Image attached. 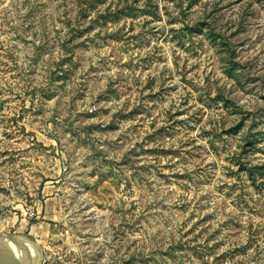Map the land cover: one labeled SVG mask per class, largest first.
I'll use <instances>...</instances> for the list:
<instances>
[{
    "label": "rangeland",
    "instance_id": "obj_1",
    "mask_svg": "<svg viewBox=\"0 0 264 264\" xmlns=\"http://www.w3.org/2000/svg\"><path fill=\"white\" fill-rule=\"evenodd\" d=\"M5 237L36 264H264V0H0L23 264Z\"/></svg>",
    "mask_w": 264,
    "mask_h": 264
},
{
    "label": "bare ground",
    "instance_id": "obj_2",
    "mask_svg": "<svg viewBox=\"0 0 264 264\" xmlns=\"http://www.w3.org/2000/svg\"><path fill=\"white\" fill-rule=\"evenodd\" d=\"M4 241H5V244L10 243V246H13L14 248V251L15 249L18 250L20 252H17V255L20 259H22V261L25 263V264H30V263H27L29 261H27L21 254H23L25 257H27L32 264H36L37 260H36V254H35V251H34V247L33 245L29 242V241H24L23 239L22 240H19L18 242L16 243H13L11 240H9L8 238H4ZM26 261V262H25Z\"/></svg>",
    "mask_w": 264,
    "mask_h": 264
},
{
    "label": "water",
    "instance_id": "obj_3",
    "mask_svg": "<svg viewBox=\"0 0 264 264\" xmlns=\"http://www.w3.org/2000/svg\"><path fill=\"white\" fill-rule=\"evenodd\" d=\"M0 264H22L19 260L11 259L0 252ZM23 264H25L23 262Z\"/></svg>",
    "mask_w": 264,
    "mask_h": 264
}]
</instances>
